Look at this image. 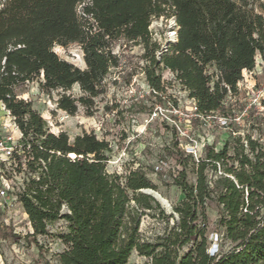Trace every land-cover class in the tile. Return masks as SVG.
<instances>
[{"label": "trees", "instance_id": "16d2710c", "mask_svg": "<svg viewBox=\"0 0 264 264\" xmlns=\"http://www.w3.org/2000/svg\"><path fill=\"white\" fill-rule=\"evenodd\" d=\"M257 1L0 0V103L29 147L24 157L31 175L19 197L33 229L27 240L38 247L50 225L67 223L60 236L65 251L52 264H128L135 251L150 260L144 264H264V112L253 107L242 116L245 110L237 112L233 101L243 73H254L258 55L264 62V14ZM172 16L178 42L158 60L161 45L150 28L154 19ZM74 44L85 70L55 53ZM140 45L149 63L150 100L161 102L167 94L160 72L169 71L196 103L194 124L225 119L228 131L220 151L215 141L196 159L173 130L165 151L176 174L168 179L183 200L174 208L178 222L171 235L154 244L139 232L145 210L165 216L161 204L142 193L156 189L148 175L142 169L109 174V142L87 134L71 142L65 132L49 133L31 102L21 99L26 86L43 77L42 91H62L58 110L74 117L83 106L92 117L95 100L108 93L110 71L121 68L116 47ZM75 86L82 93L77 98L69 94ZM210 209L218 214L222 240L234 246L226 253L222 245L209 253ZM0 233L9 241L19 238L5 224ZM184 247L188 251L179 255Z\"/></svg>", "mask_w": 264, "mask_h": 264}, {"label": "rangeland", "instance_id": "374dc122", "mask_svg": "<svg viewBox=\"0 0 264 264\" xmlns=\"http://www.w3.org/2000/svg\"><path fill=\"white\" fill-rule=\"evenodd\" d=\"M264 0L256 2L257 12L264 14ZM151 34L154 42L170 49L178 33L175 17L156 18L152 22ZM172 37V38H171ZM174 37V38H173ZM177 39V38H176ZM58 57L72 63L82 70L86 69L83 52L78 44L67 48L56 47ZM114 53L122 60L121 68L111 70L106 80L108 93L95 100L96 108L92 117L87 116V110L80 106L74 117L58 110L56 102L62 91L47 93L40 89V82L29 83L21 95V99L31 102L33 109L38 112L48 131L56 136L65 132L73 142L78 135H95L99 140H106L112 147L107 169L109 174L125 177L130 171L142 169L148 179L156 187L151 189L167 200L171 211L163 203V214L158 210L144 211L139 228L142 240L149 243H159L162 236H169L178 222V215H174V208L182 201L181 190L169 185L168 176L176 174L173 162L166 156L165 147L177 132L182 146L193 147L197 154H201L205 146L218 142L217 149L221 150L223 142L228 138L227 129H222V119H209L207 125L194 124V103L188 99V94L175 81V75L169 71H161L162 81L167 88V94L159 99L150 100L151 89L146 82L144 68L149 63L144 59V47L118 46ZM264 62L260 55L256 58L254 73H243V80L238 84L240 94L235 101L237 112L244 109L242 116L253 107L264 112ZM212 73V72H211ZM214 89L213 83H209ZM69 94L75 98L81 96L79 86H75ZM177 102V103H175ZM156 105V108L153 106ZM0 103V120L5 111ZM153 110V111H152ZM156 112L157 117H150ZM242 123L241 117L238 122ZM166 124L168 127H166ZM240 132H243L241 129ZM168 157V158H167ZM164 161V162H163ZM162 172V173H161ZM211 235H220L214 245H222L226 253L234 246L228 240L223 241L224 230L217 225L218 214L214 209L209 210ZM0 224L10 226L19 238L15 241L5 239L0 233V264H52L56 256L65 251L66 246L60 239L67 232V223L58 221L48 228V236L38 237V247L27 240L33 234L32 225L24 212L22 204L16 203L6 214L0 215ZM216 247V246H215ZM188 251V247L180 250L179 255ZM150 261L147 257L133 252L128 264H144Z\"/></svg>", "mask_w": 264, "mask_h": 264}, {"label": "built area", "instance_id": "2783aa9c", "mask_svg": "<svg viewBox=\"0 0 264 264\" xmlns=\"http://www.w3.org/2000/svg\"><path fill=\"white\" fill-rule=\"evenodd\" d=\"M176 38V41H174L172 45L178 42V33H176ZM172 45H170V49ZM170 49L166 47L163 49L161 48V50L157 52L158 60H161L164 54H167ZM192 102L194 103L193 110L195 113L197 110L196 103L194 101ZM4 111V117L0 120V215L6 214L16 203L22 204L19 197L20 194L25 192V182L31 175L24 157V150H29V147L25 148L23 145V134L16 122V118L12 116L7 108H4ZM150 117L156 118V112L151 114ZM222 121L225 125L226 120L222 119ZM243 123L242 120L241 124ZM181 147L187 154H192L196 159L201 158L205 151L203 150L201 154H197L193 147L185 148L182 145ZM64 212H68L66 206L63 207V213ZM219 239V235L210 236L212 242L218 241ZM218 247V244L214 245L212 248L213 250L211 252L209 250V253L215 255Z\"/></svg>", "mask_w": 264, "mask_h": 264}, {"label": "bare ground", "instance_id": "6f19581e", "mask_svg": "<svg viewBox=\"0 0 264 264\" xmlns=\"http://www.w3.org/2000/svg\"><path fill=\"white\" fill-rule=\"evenodd\" d=\"M174 36H176L175 33H174ZM175 40H176V38H175ZM73 157H75V156L73 155ZM148 191L151 193V195L155 196L156 199H158L160 202H162L166 207H168L170 209V206H168V202L166 199H164L162 196L157 194L155 191H152V190H148Z\"/></svg>", "mask_w": 264, "mask_h": 264}, {"label": "water", "instance_id": "95a60500", "mask_svg": "<svg viewBox=\"0 0 264 264\" xmlns=\"http://www.w3.org/2000/svg\"><path fill=\"white\" fill-rule=\"evenodd\" d=\"M142 193H143V194L145 193V194L151 196V197H152L153 199H155L157 202H159L160 204H162V202H160L158 199H156L155 196L151 195V193H150L148 190H144V191H142ZM169 211H171V208H170Z\"/></svg>", "mask_w": 264, "mask_h": 264}, {"label": "crops", "instance_id": "0c3cea01", "mask_svg": "<svg viewBox=\"0 0 264 264\" xmlns=\"http://www.w3.org/2000/svg\"><path fill=\"white\" fill-rule=\"evenodd\" d=\"M182 200H183V198H182Z\"/></svg>", "mask_w": 264, "mask_h": 264}]
</instances>
